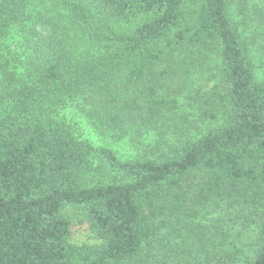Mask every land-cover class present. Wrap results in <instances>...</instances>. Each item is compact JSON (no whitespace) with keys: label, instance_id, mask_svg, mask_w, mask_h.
Listing matches in <instances>:
<instances>
[{"label":"trees","instance_id":"trees-1","mask_svg":"<svg viewBox=\"0 0 264 264\" xmlns=\"http://www.w3.org/2000/svg\"><path fill=\"white\" fill-rule=\"evenodd\" d=\"M249 44L228 0H0V264H264ZM190 81L215 124L145 141ZM69 107L139 153L95 145ZM75 215L94 242L70 241Z\"/></svg>","mask_w":264,"mask_h":264},{"label":"rangeland","instance_id":"rangeland-1","mask_svg":"<svg viewBox=\"0 0 264 264\" xmlns=\"http://www.w3.org/2000/svg\"><path fill=\"white\" fill-rule=\"evenodd\" d=\"M228 2L230 17L239 32L248 38V42H250L249 52L255 63L256 71L260 77H264V37L260 33V30L263 31L264 29V0H228ZM261 15L263 16L260 19ZM262 35L264 36V34ZM194 83L198 85V82ZM184 88L185 95L181 99L180 107L171 116L173 118L166 119L167 122L164 124L161 122L159 127H156V130L145 132L143 135L145 141H149L152 138L154 140L157 137L169 142H178L184 139L185 135L178 136L176 134V124L188 126L189 123H192L197 128V130L193 129L192 132L194 134H198V132L205 130L211 124H215L200 120L198 116L199 103L196 104L193 101V104L190 105V101L184 99V97L194 92L192 81L188 82ZM65 115L68 120L75 121L83 132L84 137L90 139L95 145L110 146L123 158H131L139 153L141 145L138 144L137 139H133L132 135L114 138L111 133H100L95 129L92 122L87 120V118L80 117L74 107L66 109ZM178 137L180 138L177 139ZM72 229L73 232L70 238L72 243L94 242L86 223L80 222L78 215L73 218Z\"/></svg>","mask_w":264,"mask_h":264}]
</instances>
